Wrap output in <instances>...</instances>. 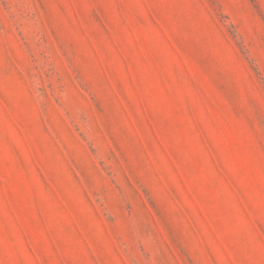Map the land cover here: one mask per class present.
<instances>
[{
  "label": "rangeland",
  "instance_id": "1",
  "mask_svg": "<svg viewBox=\"0 0 264 264\" xmlns=\"http://www.w3.org/2000/svg\"><path fill=\"white\" fill-rule=\"evenodd\" d=\"M0 264H264V0H0Z\"/></svg>",
  "mask_w": 264,
  "mask_h": 264
}]
</instances>
